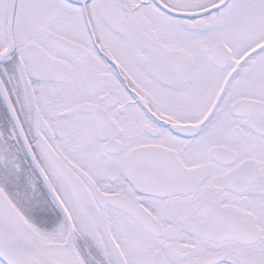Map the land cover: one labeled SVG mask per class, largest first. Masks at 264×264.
<instances>
[{"label":"snow or ice","instance_id":"6c2138e0","mask_svg":"<svg viewBox=\"0 0 264 264\" xmlns=\"http://www.w3.org/2000/svg\"><path fill=\"white\" fill-rule=\"evenodd\" d=\"M0 264H264V0H0Z\"/></svg>","mask_w":264,"mask_h":264}]
</instances>
